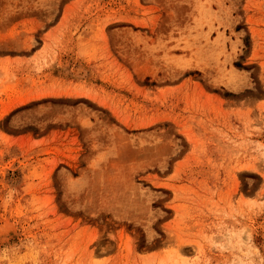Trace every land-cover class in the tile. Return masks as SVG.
<instances>
[{"label":"rangeland","instance_id":"374dc122","mask_svg":"<svg viewBox=\"0 0 264 264\" xmlns=\"http://www.w3.org/2000/svg\"><path fill=\"white\" fill-rule=\"evenodd\" d=\"M0 264H264V0H0Z\"/></svg>","mask_w":264,"mask_h":264}]
</instances>
